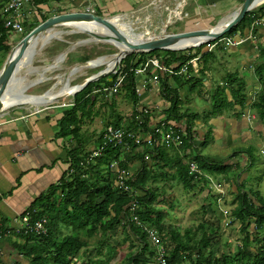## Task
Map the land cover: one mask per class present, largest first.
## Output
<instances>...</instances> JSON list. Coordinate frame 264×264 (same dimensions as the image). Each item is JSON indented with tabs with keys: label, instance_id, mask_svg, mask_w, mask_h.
<instances>
[{
	"label": "trees",
	"instance_id": "obj_1",
	"mask_svg": "<svg viewBox=\"0 0 264 264\" xmlns=\"http://www.w3.org/2000/svg\"><path fill=\"white\" fill-rule=\"evenodd\" d=\"M262 15H264V1L257 7L247 10L235 25L220 36L233 35L237 29L242 34L245 27L248 28L255 18ZM36 22V20H24L23 24L27 28ZM253 28L252 31H254ZM6 36L7 28L0 21V46L4 52L10 46ZM217 45L222 47L221 43ZM192 48L187 47L185 50L155 48L127 53L118 62L123 64L124 75L116 91L109 93L103 89L115 78V73L107 72L87 81L73 93L72 103L65 105L56 119L54 135L65 140L63 147L67 166L64 173L21 212L23 214L27 211L32 219L44 216L46 230L38 234L17 230L16 235L22 239H13L9 243L12 252L16 254L11 264H107V260L117 252L118 244L112 246L107 242L115 225H119L131 236L128 238V250L121 260L122 264H151L156 255L155 247L140 224L135 223L130 217V210L127 207L128 201L133 197L138 201V207L134 209V212L139 222L154 226L162 239L166 251V264H264V194L245 187L243 181L237 182L234 172L231 181L235 186L237 202L230 212L239 220L242 236L238 244L234 246L224 244L217 253H214L211 244L216 239V230L212 225L205 228V221L202 220L194 227H184L180 232L176 226L163 221V213L155 205L160 192L152 190L146 183V180L150 182L153 180L154 173L152 174L149 164L143 157L144 153L148 152L150 160H162L159 163L156 162L158 167L156 169L163 177L168 175L167 171L163 170L164 166L174 167L175 181L181 182L184 187H191L197 181L194 173L188 171L186 162L188 158L195 160L199 170L213 175L223 174L235 164L209 159L197 150L191 154L190 141L193 138L191 127L192 120L196 118V112L191 114L184 109H178L180 97L176 89L166 85L165 74L158 78L160 89L169 100L165 119L177 121L184 117L187 124V137H184L179 147H172L174 149L170 153H167L168 151L157 142L152 148H139L138 150L141 151L138 155L139 164L127 180L128 189L114 184L115 173L108 168V163L112 159L121 157L118 160L119 165L127 168L126 160L134 149L133 145L125 151L105 144L102 151L93 157V161L85 160L90 146L86 145L87 138L82 135L80 127L85 119L91 120L94 116L101 114L103 111L100 112L99 108L105 106L107 102L111 117L106 123L120 125L121 116L115 110L113 103L117 91H122V94L131 100L133 106L125 127L133 128L135 125L136 110L134 108L138 104V96L134 90L136 77L129 67L138 64L146 56L156 57L164 64L174 63L177 66L197 52H200L202 56L207 53L206 50H201V44L194 50ZM258 57L252 64L256 77L255 84L248 89L249 91L241 85L231 93L233 102L239 107L252 108L255 119L264 126V36L263 44L259 45ZM86 59L88 56L84 55L79 60ZM190 78L193 76L186 77L185 80ZM194 79L200 82L201 76L198 75ZM213 91L209 110L219 109L226 100L221 88L216 87ZM97 95H100L102 100L93 109L94 97ZM101 141L99 134L95 142L99 144ZM247 154L250 158L249 151ZM200 178L207 180L203 175H200ZM217 195H211V202L214 204ZM62 227L68 228L69 231L61 232ZM198 230L200 234L195 236ZM96 234L97 236L91 238ZM91 242L93 246L90 248ZM81 248L79 259L72 261L74 254ZM92 253L96 256L95 258L91 257ZM102 253L103 256H100Z\"/></svg>",
	"mask_w": 264,
	"mask_h": 264
},
{
	"label": "crops",
	"instance_id": "obj_2",
	"mask_svg": "<svg viewBox=\"0 0 264 264\" xmlns=\"http://www.w3.org/2000/svg\"><path fill=\"white\" fill-rule=\"evenodd\" d=\"M178 1L180 0H32V6L30 8V13L32 15L25 17V20L39 21L43 13H52L54 11L62 12L86 9L98 15L106 16L107 14L120 12L130 13L134 11L137 12L140 9L149 10L151 8L159 12H164L165 16H162L160 19L162 21H167L168 17L173 16L174 10L179 9L182 11L183 9L188 14L183 22V26H178L177 29L172 30L179 31L195 27H209L217 19H220L234 10L240 3V0H183L181 6L178 7ZM263 1L264 0H260L258 4ZM99 12L103 14H99ZM195 24L198 26H195ZM248 28L245 27L242 34L239 29H237L234 35L244 36ZM253 29L254 31H252L251 38H247L235 45H229V52L224 51L226 46L220 47L215 44L209 49L202 46L201 50H206L207 53L202 56L200 52H197L195 56L198 57L192 61V65L189 67L190 70H192L190 76H193V78L185 80L186 77L184 74H165L166 85L176 89L178 92V96L180 97L178 109L180 110H182L183 103L189 101V93L191 91L197 90V93L202 94V97H204L205 92L210 94V91L212 92L215 86L221 88L224 93L223 95L226 99L225 103H230L232 105H228L231 109L221 108V113L217 115L208 112L210 107L207 103L204 104L201 109H197V111L183 108L191 114L192 112H196V118L192 120L193 146L190 149L191 152H193V149L197 148L210 133L214 134L215 137H223L228 145H232L237 139L250 138L252 129L255 131L254 135L256 134L260 137L264 136V126H262L255 117L249 118V114L254 115V112L244 109L247 108L246 106L239 107L238 104L233 102L232 93L228 85L229 82L226 81L225 78L226 75H232L233 77L240 72L242 76H237V78L240 79L238 82L241 83L245 89L249 88L250 84L255 83L256 77L252 70V64L259 58V45L263 44L264 24H255ZM6 41L9 43L8 35L6 36ZM68 45L69 43H65V48H58L48 59L44 58L46 54L40 57V59L34 63L36 66L47 64L54 60L59 52L67 49L63 55L55 60V64L48 69H44L39 73L32 71L34 74L30 71L24 73L22 80H25V75L27 73V75L31 73L33 76L31 81L28 77L26 78L28 82L23 85V92L25 94H21V97L18 98L19 100L13 102L11 106L9 104L0 109V264H11L12 260L15 259L16 254L12 252L9 243L13 239H22L16 235V228L21 212L24 211L36 196L44 191L50 184L56 182L64 173L67 166L65 149L63 147L65 140L54 136L56 131V119L60 116L61 109L65 106L61 105V103L72 101L73 98V94L61 97L63 94L75 88L69 84L68 80L72 79L70 77H73L76 85L82 78L80 76L77 77L78 73H76L80 68L78 70L68 69V67H70L69 65L80 61L79 56L70 58V61L65 60L70 50V48L67 47ZM194 49L195 47L192 48V50ZM97 57L99 56L89 59H95ZM233 60L236 62V67L224 71L226 63L229 62V66H233ZM28 62L29 60L25 62L23 66L30 67V62ZM1 63L3 62H0V66ZM222 74L223 77L221 76ZM198 75L201 76L200 82L194 79V77ZM66 79L67 82H65ZM21 82L20 85H22ZM159 82V80L157 82H148L140 89L137 95L138 103L150 107L149 116L153 121L157 118L166 117V107L169 104L168 98L163 95L160 89ZM45 94L48 97L50 96V99L36 103L27 101V99L43 96ZM53 96H60V98L57 99V97ZM205 98L208 100L207 97ZM52 100L55 101L52 103ZM132 109L133 108L127 113L120 112V125L127 124ZM204 110L208 111L205 112ZM199 112H201V114H199ZM96 136L97 134L94 135L91 146L95 143ZM195 137L200 141L194 139ZM161 146L168 151L167 153H170L176 148L166 147L162 144ZM138 149L139 148H134L131 150V157L128 155L129 158H127L126 161L127 166L131 160L136 162L133 165L134 167H132L133 169L139 164L138 155L141 151ZM135 152H137L136 155ZM236 154L241 155L242 153L239 152ZM144 155L147 156L145 160L149 159L148 152L144 153ZM206 156L209 159L217 160L208 155ZM242 156L243 155H241V157ZM236 160L235 156H228L227 159H224V161H228L229 163H237ZM244 160H246V158L243 159V163H246ZM161 161L162 160L155 159L146 161L149 164L152 174L154 173L153 180L151 182L146 180V183L152 190L164 193V190H166L164 187L172 184L168 182V179L175 182V170L174 167H169L168 165L164 166L163 170H166L168 175L163 177L156 169L158 168L156 164ZM127 170L129 169L127 168ZM208 174L213 176L215 182L219 181V183H221L222 181H227L225 174ZM195 183L196 181L194 184ZM11 233H14L16 236L9 237ZM90 246L92 247L93 245L91 244ZM79 250L81 251L82 248ZM79 250L75 255L78 254Z\"/></svg>",
	"mask_w": 264,
	"mask_h": 264
},
{
	"label": "rangeland",
	"instance_id": "obj_3",
	"mask_svg": "<svg viewBox=\"0 0 264 264\" xmlns=\"http://www.w3.org/2000/svg\"><path fill=\"white\" fill-rule=\"evenodd\" d=\"M259 5V4H258ZM238 6V5H237ZM257 7V5L253 6L252 8ZM236 8V7H235ZM234 8V9H235ZM62 9V8H59ZM75 11H89L86 9L81 10H75ZM155 9H149V10H139L137 12H126V13H114V14H107L106 17L112 18L115 17L118 19L116 22H119L117 25L119 29L124 31V34L127 37H135V35L139 32H145L144 34H153L158 33L162 27L166 29L167 31H172L174 29H177L178 26H183V22L185 21V16L183 18H178L173 14V16L168 17L167 21H162L160 18L165 16L164 12H159ZM183 11V9H182ZM179 11V15L181 16V13ZM63 12V11H62ZM59 13L58 11H54L50 13V15ZM96 14V13H95ZM99 14H103L100 13ZM43 18L47 17L48 14H42ZM42 18V19H43ZM158 18V19H157ZM164 20V19H163ZM218 20V19H217ZM216 20V21H217ZM215 21V22H216ZM166 22V23H165ZM214 22V23H215ZM128 23L129 28H122V24ZM212 23V21H211ZM213 23V24H214ZM195 26H198L195 24ZM201 26V25H199ZM29 27V26H28ZM28 27H25L24 32H15L11 29H7V35L9 38V48L15 44L20 37L26 32ZM55 30H61L62 32L59 34L58 37L53 36V38H49L47 42H44L39 37L35 42L36 52L32 54L30 61V67L32 65H35L34 63L40 59L43 55L46 54L45 59H48L53 55V52H55L58 48L64 47L65 43L69 45L67 46L70 48V50L67 53L66 61H70V58H76L87 55L88 59L93 58L96 56H99L94 59L96 63H103L105 62L106 68H109L113 62L118 58V54H112L117 51V48L111 44L110 42H107L106 40H95L89 34L82 31H74L69 26H57L54 27ZM73 30V31H72ZM55 37V38H54ZM73 44V45H72ZM201 47L204 46V42L200 43ZM42 45V46H41ZM198 45H195L193 47H196ZM221 46H223L221 44ZM229 45L225 47L224 51L229 52ZM63 48V49H64ZM3 51V49H0V62L5 59V55L8 52ZM182 50H185V48H182ZM117 53V52H116ZM234 61V60H233ZM229 63V62H228ZM226 63L224 67L225 70H231L236 67V62L234 61L232 64L233 66H229V64ZM2 64V63H1ZM102 65H97L95 67H82L78 71H76L77 77H85L93 72L100 69ZM33 73L32 71H30ZM71 72V71H70ZM25 75V80H22V85H25L28 80L26 78L28 77L31 81L33 76L31 75ZM80 73V74H79ZM34 74V73H33ZM88 74V75H87ZM242 74V73H241ZM239 72L238 75L233 76H225L226 81L229 82L230 91L233 92L238 86H241L242 84L239 83L240 81L239 77L242 76ZM234 75V73H233ZM223 77V74L221 75ZM72 79H69L68 82L72 87H75V80L73 77H70ZM81 78V79H82ZM80 79V80H81ZM29 81V82H30ZM255 84V83H254ZM253 84H250L249 88H251ZM217 86H215L213 89H216ZM257 87V86H256ZM247 88V90L249 89ZM249 91V90H248ZM211 95H214V91H210V94L205 92L204 97H202V94H198L197 90H193L189 93V101L187 103H183V108L186 110H194L197 111V109H201L204 104H210L212 97ZM90 96L92 97L93 94L91 93ZM205 97L208 98V101ZM16 99V96L14 97ZM14 98H12L14 100ZM67 98V97H66ZM18 99V98H17ZM100 95H97L94 97V104L93 109H95L98 104L101 102ZM55 100H52V103ZM206 101V102H205ZM224 101V100H223ZM114 108L119 113H127L132 108V102L127 97H125L122 94V91H117V93L114 96ZM185 104V105H184ZM32 105V104H31ZM105 106H102L99 108V111L102 112L99 115L94 116L91 120L85 119L83 124L81 125V133L84 135L85 138H87L86 145L89 144L91 146L92 139L94 135L98 134L99 129L103 124L106 123L108 119H110L109 114V105L108 102L104 104ZM228 105H231L230 103H224L222 107H220L217 110L211 109V110H204L205 112L218 114L221 113V108H229ZM186 106V107H184ZM232 106V105H231ZM247 110H252V108L246 106ZM231 109V108H229ZM203 111V110H201ZM201 114V112H199ZM249 118H251V115L249 114ZM256 121V120H255ZM252 135L250 138H243V139H237L233 142L232 145H228L227 142L223 139V137H215L214 134H209L206 139L201 143L197 144L199 147L196 149H193V152L199 151L203 155H208L210 157H213L217 160H223L227 159V157L235 156V159H237V163H235L234 166L228 168L226 171H224L223 174H225V177L227 178V181H222L219 186H214L213 181L214 178L212 175L208 174L211 178L204 180L202 178H197L195 180L196 183L192 185V187H184L181 182L175 181L173 182L171 179H168V182H171L172 184L170 186H165L164 193L158 194V201L155 202V205L158 207L159 211L163 213V221L165 223L174 225L177 227V229L181 232L184 227H194L198 222L205 221L204 227L208 228L209 225H212L215 228L216 233V239L211 244V249L214 251V253H217L219 249H221L224 244H227L229 246H234L238 244L239 239L241 238V230H240V224L239 220L237 218H234L230 212V210L236 205V198H235V186L232 181V175L233 172L236 175L237 182L243 181V184L245 187L256 190L260 194H264V136H258L254 135L255 131L252 129ZM194 139L199 140L197 137ZM196 140V141H197ZM200 141V140H199ZM196 143V142H194ZM250 153V158L248 157V151ZM232 150H236L237 152H232ZM241 152L243 155H238L236 153ZM244 160L243 163V159ZM242 159V160H241ZM150 160V159H146ZM127 161V160H126ZM129 161V160H128ZM127 163V162H126ZM136 162L134 160H131L128 164L129 171L133 172V165ZM130 165V166H129ZM216 174V173H215ZM218 175H221V173H217ZM216 187V188H215ZM218 192V195H217ZM211 195H217L216 196V203L211 202ZM68 228L62 227L61 232L65 233L68 232ZM200 231L195 232V236H199ZM9 237H15L16 235L14 233L9 234ZM96 235H94L91 238H94ZM131 237L129 233L122 230V228L119 225H115L114 230L112 233L108 236L107 240L108 243L111 245L118 244L117 247V253L116 255H112L108 260L107 264H122L121 260L123 259L125 252L128 250V238ZM93 245V242L89 244ZM91 247V246H90ZM103 251V248H102ZM80 250L77 255L74 254L72 261L78 260L80 255ZM100 256H103V253L100 254ZM92 258H95L96 256L91 255ZM155 260V258H154ZM151 264H154L152 262Z\"/></svg>",
	"mask_w": 264,
	"mask_h": 264
},
{
	"label": "built area",
	"instance_id": "obj_4",
	"mask_svg": "<svg viewBox=\"0 0 264 264\" xmlns=\"http://www.w3.org/2000/svg\"><path fill=\"white\" fill-rule=\"evenodd\" d=\"M31 2L32 0H0V21L2 22L3 26L15 32H24L26 27V25L23 24L24 20L26 19L25 17L32 15L30 13V8L32 6ZM182 2L183 0L178 1V7L181 6ZM179 11L181 12V10L179 9L173 11V14H175V16H177L178 18H183L184 16L186 17L188 15L187 12L183 10L180 16ZM46 14L50 15L49 12ZM258 23L262 25L264 24V15L255 18L250 23L247 33L244 36H235L234 34L227 36L223 35L214 38V40L212 39L203 41L204 46L206 47V49H209L218 43H221L223 45L222 47H225L227 45L238 44L246 40L247 38L252 37V28L255 24ZM193 46H195V44L186 46L184 48ZM197 57L198 56L195 55L190 56L186 61L181 64H178L177 66L174 63L164 64L156 57H144L143 60H141L138 64L129 67V69L133 71L136 77V84L134 87L135 92L138 95L142 87H144L148 82H157L159 76L162 74H184L185 77H189L190 72H192V70H190L188 65H192V61ZM118 62L110 71H107L115 73V78L113 82L103 87V89L105 91H108L109 93L112 91H116L124 75V71H122L123 64H119ZM71 103L72 101H68L61 103V105H69ZM134 109L136 110V115L134 117V127L126 128V124L118 126H114L111 123L103 124L97 134H100L102 141L99 144L95 142L92 146H90V151L87 154L85 160L93 161V157H95L102 151L105 144L119 147V149H123L125 151L129 150L131 145H133L134 148H152L155 142L162 144L166 147L177 148L183 142L184 137H187V124L184 117L178 119L177 121L166 120L165 117L157 118L155 121H153L150 119L149 116V106L138 103ZM253 117L254 115H251V118ZM192 131L193 130L191 127V132ZM190 143H192L193 146L192 139ZM193 153L195 152H191V154ZM120 158L112 159L108 163V168L115 173L114 184L122 187L123 189H128L127 180L132 174L129 170H127L126 167L119 165L118 160ZM144 158H147V156L144 155ZM186 162L188 171L190 173H194V176L196 178H200V175H203L207 179L211 180L208 174L199 170L195 160L188 158ZM213 184L214 186H219L220 183L213 181ZM127 207L130 210V217L135 221V223L140 224L147 238L155 247L156 255L154 264H166L165 246L156 228L151 225L149 226L140 223L137 215L134 212V209L138 207L137 199L135 197L130 199L127 203ZM45 224L46 218L44 216L32 219L29 213L25 211L19 216L18 226L16 230H21L25 233H44L46 230Z\"/></svg>",
	"mask_w": 264,
	"mask_h": 264
},
{
	"label": "water",
	"instance_id": "obj_5",
	"mask_svg": "<svg viewBox=\"0 0 264 264\" xmlns=\"http://www.w3.org/2000/svg\"><path fill=\"white\" fill-rule=\"evenodd\" d=\"M255 0H241L238 6L232 10L230 13L226 14L225 16L218 19L214 24H212L209 27H195L192 29H186V30H179V31H167L164 29V27L161 28V30L158 33L153 34H145L143 37L138 39L137 41H130L126 37V35L121 31L116 29L114 25H112L108 21V17L95 14L91 11H63L59 12L53 15H48L47 17L37 21L35 24H33L31 27H29L26 32L20 37V39L13 44L8 52L5 55V59L3 63L0 66V109L2 108V99L4 94L12 93L17 98L21 97V94H25L23 92L24 86L20 85V82L23 79V74L29 71H33L35 73H39L43 71L44 69H48L50 66L55 64V60H57L63 53L67 50H63L57 54V57H55L54 60L48 62L47 64L36 66L32 65L31 67H24L20 64L19 59L12 61V54L14 53V49L19 46L18 48V57L20 54H22V50L24 48L25 43L30 40L32 36L37 34L38 32H42L46 27L50 26L52 23H54L57 20L63 19L64 17H73V16H80L86 14L87 16H90L91 19L102 22L104 24H107L111 30H113L114 34L110 35L107 33H98L94 32L91 33L88 29H84L83 31L89 34V36L97 38L99 40H106L113 36L116 39L122 40L128 47L126 51H119L114 52L112 54H118V58L113 62V64L106 68L105 62L103 63H96L94 59H86L83 61H78L74 64L69 65V70H77L82 67H88V66H97L102 65L100 69L93 72L92 74L83 77L75 86V88L68 91L66 94H63L61 97H64L68 94H73L75 91L80 89L87 81L97 78L101 73L110 71L117 62L127 53L130 52H136L139 50L147 51L150 49L155 48H168V49H182L186 46L182 47H175L174 42L178 41L180 38H184L187 36H194V35H206L207 37L204 40L198 41L193 44H199L206 40H212L214 38L219 37L221 34H223L225 31H227L231 26L235 25L244 15V13L251 9L253 7V3ZM220 22V25H218L217 29V23ZM144 34V33H143ZM67 82V79L66 81ZM60 98V96H53Z\"/></svg>",
	"mask_w": 264,
	"mask_h": 264
},
{
	"label": "bare ground",
	"instance_id": "obj_6",
	"mask_svg": "<svg viewBox=\"0 0 264 264\" xmlns=\"http://www.w3.org/2000/svg\"><path fill=\"white\" fill-rule=\"evenodd\" d=\"M259 2H260V0H255L253 3L254 4L253 6L257 5ZM117 20L118 19H116L115 17L108 18V21L112 25H114L116 27V29L121 30L117 26L119 24V22H116ZM60 25L69 26L74 31L82 32L84 29H88L89 31H91V33L98 32V33H107L110 35L114 34L113 30H111L107 24L95 21V20L91 19L90 16H87L86 14L80 15V16H73V17H64L63 19L57 20L54 23H52L50 26L46 27L42 32L40 31L37 34H35L34 36H32L30 38V40H28L25 43L24 48L22 50L23 52H22V54H20L19 57L17 55L19 46H17L13 51L14 53L12 54V61L19 59L20 64L23 66L25 62H27L29 59H31L32 54H34L36 52L35 51L36 50L35 42H37L36 40L39 37H41L40 40H42L43 41L42 44H44V42H47L49 38H51V37L53 38V36L58 37L62 31L61 30H55L53 28L60 26ZM218 25H220V22L217 23V26L215 29H217ZM121 27L126 29V28H129V25H128V23H126V24H122ZM122 32L124 33V31H122ZM143 33H145V32H139L133 38L127 37V36L126 37L128 38V40L134 42V41H137L138 39H140L141 37H143L145 35ZM206 37H207L206 35L187 36L184 38H180L178 41L174 42V46L175 47H182L185 45H192L193 43L204 40ZM92 38L95 40H99V39L94 38V37H92ZM106 41L113 44L117 48V52H119V51L124 52L128 49L127 45L122 40L116 39L113 36L106 39ZM29 96H32V95H29ZM14 97L15 96H14L13 92L9 93V94H4L3 99H2V107L9 105V104L11 106V104L13 102H15L16 100L17 101L19 100V99H15ZM12 98H14V100ZM47 99H50V96L48 97L45 94L43 96H37V97L31 98V99H27V101L32 102V103L33 102L36 103V102L45 101Z\"/></svg>",
	"mask_w": 264,
	"mask_h": 264
}]
</instances>
